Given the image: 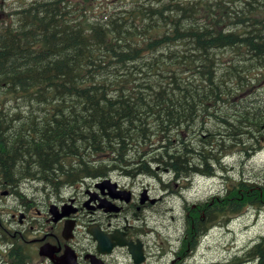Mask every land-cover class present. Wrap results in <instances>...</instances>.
<instances>
[{
    "label": "trees",
    "instance_id": "1",
    "mask_svg": "<svg viewBox=\"0 0 264 264\" xmlns=\"http://www.w3.org/2000/svg\"><path fill=\"white\" fill-rule=\"evenodd\" d=\"M262 78L264 0H19L0 19V155L17 141L22 178L68 184L102 176L103 161L130 176L214 175L230 146L264 144ZM248 206L264 207V180L230 178L186 205L181 250ZM245 261L264 264V233L205 264Z\"/></svg>",
    "mask_w": 264,
    "mask_h": 264
},
{
    "label": "flooded vegetation",
    "instance_id": "2",
    "mask_svg": "<svg viewBox=\"0 0 264 264\" xmlns=\"http://www.w3.org/2000/svg\"><path fill=\"white\" fill-rule=\"evenodd\" d=\"M4 13L3 8L0 19ZM206 128L195 127L192 132H197L196 135L202 138L208 134ZM10 129L7 128L10 135L2 137V144L11 142ZM15 145L12 154H7L5 158L0 155L6 167L0 170V264H161L162 261L164 264L166 253L172 250L169 247L165 252L163 241L159 240L161 205L168 197L165 189L169 185L164 184L158 175L141 177L144 179L140 180L145 183L134 189L133 184H122L114 174L117 172L135 181L138 178L119 172L103 161L102 176H86L76 183L54 181L52 174L44 180L30 177L31 181L41 185L28 194L22 188L24 184L21 182L25 178L21 177L20 160L14 161L19 154L17 141ZM246 153L251 154V151ZM0 154H4V150H0ZM106 155V152L102 153V156ZM98 160L88 162L97 164ZM195 160L194 165L202 168L199 156L195 155ZM183 200L181 242L187 238L185 226L188 213ZM203 201L206 198L191 205L194 208ZM199 225L205 226L203 222ZM91 230L101 234L102 245L94 239ZM168 237L166 240L171 244ZM119 242L126 244L120 245ZM128 243L134 251L141 250L140 263L134 262ZM174 255L169 264L184 260L181 259V250Z\"/></svg>",
    "mask_w": 264,
    "mask_h": 264
},
{
    "label": "rangeland",
    "instance_id": "3",
    "mask_svg": "<svg viewBox=\"0 0 264 264\" xmlns=\"http://www.w3.org/2000/svg\"><path fill=\"white\" fill-rule=\"evenodd\" d=\"M121 1L129 2L130 0ZM18 3L19 0H0V5L2 6L0 7V11L3 8L6 11L13 6H17ZM230 54V51L222 52L223 57H228ZM251 89H256L259 93L264 94V78L261 79L256 87H252ZM207 124L209 125L207 127L211 128L213 121ZM263 141L264 138L262 137L261 142ZM250 143L247 142V145ZM218 157L219 164H212L215 166L214 168L217 173L210 178L205 177L203 174H198L192 175L188 179L174 180L167 172L158 175L164 184L169 185L165 189L168 197H166L165 202L161 205L162 224H160L159 240L163 241L165 252H168L169 247L172 250L166 253L164 264H169L175 256L174 252L181 250L183 246V242H181L184 230V221L181 214L183 197L185 198L183 200L184 205H191L193 202L202 201L221 190L225 182L229 181L230 178L243 177L254 181L264 180V144L257 151L249 154V156L244 154L240 145L234 144L227 150H224L222 155L219 154ZM114 176L122 184H133L134 189L139 188L141 183H145L143 180H140L144 179L141 177H147L143 174L132 176L138 178L135 181L129 177H122L117 172ZM22 180L23 182L21 183L24 184L22 188L28 194L41 185V183L35 180L31 181V178ZM263 233L264 207L258 209L248 206L239 214L231 217L228 223L220 221L218 224L210 225L205 234L199 238L196 249L192 251L189 244L183 247L181 259L184 260H177L174 264L178 261H180L179 264L226 262L235 254H242ZM168 235L170 236L168 237ZM167 237L171 240V244L168 243L169 240H166ZM187 247H189L188 251L186 250ZM161 264H163V261ZM242 264H248V262L245 261Z\"/></svg>",
    "mask_w": 264,
    "mask_h": 264
},
{
    "label": "water",
    "instance_id": "4",
    "mask_svg": "<svg viewBox=\"0 0 264 264\" xmlns=\"http://www.w3.org/2000/svg\"><path fill=\"white\" fill-rule=\"evenodd\" d=\"M90 233L93 235L94 239L98 240L99 245H100L102 240H103V237L101 236V234H99V232L95 231V230H91ZM119 244L120 245H124L126 243L125 242H119ZM128 244H129V251L132 254V258L134 259V262L135 263H140L142 261L141 250L138 248L137 251H134L132 249L131 243H128ZM108 250H110V247H109V249H107V251Z\"/></svg>",
    "mask_w": 264,
    "mask_h": 264
},
{
    "label": "bare ground",
    "instance_id": "5",
    "mask_svg": "<svg viewBox=\"0 0 264 264\" xmlns=\"http://www.w3.org/2000/svg\"><path fill=\"white\" fill-rule=\"evenodd\" d=\"M167 3V2H166ZM20 182V181H19ZM247 183V182H246ZM244 184V183H243ZM25 192V191H24ZM22 195V194H21ZM27 236V235H26ZM23 242V241H22ZM20 244V243H19ZM20 246V245H19ZM2 248V247H1ZM27 248V247H26ZM26 252V251H25ZM15 254V253H14ZM22 254H24V253H22ZM16 256V255H15ZM20 256V255H19ZM23 256V255H22ZM21 256V257H22ZM27 256V255H26ZM30 256V255H29ZM12 258V257H11ZM27 258V257H26ZM30 259H31V256H30ZM35 261V260H34ZM19 262V261H18ZM31 263H32V260H31Z\"/></svg>",
    "mask_w": 264,
    "mask_h": 264
}]
</instances>
